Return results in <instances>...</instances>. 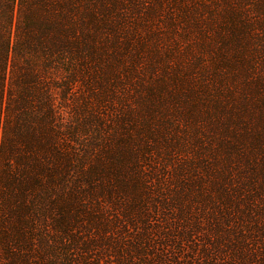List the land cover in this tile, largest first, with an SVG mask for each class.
Wrapping results in <instances>:
<instances>
[{
    "label": "trees",
    "instance_id": "16d2710c",
    "mask_svg": "<svg viewBox=\"0 0 264 264\" xmlns=\"http://www.w3.org/2000/svg\"><path fill=\"white\" fill-rule=\"evenodd\" d=\"M201 1L0 0V264H264V160L223 169L229 123L193 154L160 96L216 100L160 55L163 11Z\"/></svg>",
    "mask_w": 264,
    "mask_h": 264
},
{
    "label": "rangeland",
    "instance_id": "374dc122",
    "mask_svg": "<svg viewBox=\"0 0 264 264\" xmlns=\"http://www.w3.org/2000/svg\"><path fill=\"white\" fill-rule=\"evenodd\" d=\"M163 12H166L162 14L165 16L170 14L168 17L173 21L160 17V32L175 49L169 61L164 47L159 53L163 68L167 66L166 70H186L185 74L200 75V92L202 95L215 94L216 99L215 102H207L208 95L202 106L204 111L198 112L195 108V113L190 101L177 100L173 93L161 94L168 102L167 112L180 120L176 133L178 131V136L187 137V146H192V149L195 146L193 154L209 156L214 142L218 144L220 135L225 133L224 124L233 125L236 132L230 133L232 139L225 142L223 148L216 147L221 159L219 164L223 169L226 164L230 167L229 163L235 164L234 158L239 155L244 166L241 171L255 178L254 174L264 160V58L261 55L264 54V9L238 10L232 9L226 0H205L197 7ZM182 14L185 19L181 18ZM135 22L130 26L143 25L140 21ZM220 70L225 71L221 73ZM176 79L179 94L183 93L185 80L182 77ZM170 81L166 84L171 85ZM170 96H173V102ZM186 114L187 117L198 116L196 122L188 123L191 125L187 129L184 121L191 119H181ZM248 128L250 131L246 132ZM255 130L258 136H252ZM241 142L244 143L242 153L236 149ZM234 167L236 171V164ZM234 175L237 178L235 182H245Z\"/></svg>",
    "mask_w": 264,
    "mask_h": 264
}]
</instances>
